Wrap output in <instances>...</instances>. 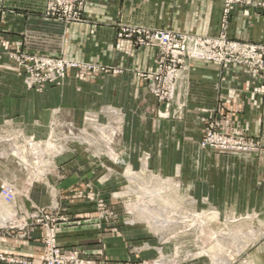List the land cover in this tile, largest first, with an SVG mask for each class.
Returning a JSON list of instances; mask_svg holds the SVG:
<instances>
[{"label": "crops", "instance_id": "crops-1", "mask_svg": "<svg viewBox=\"0 0 264 264\" xmlns=\"http://www.w3.org/2000/svg\"><path fill=\"white\" fill-rule=\"evenodd\" d=\"M249 1L233 9L226 31L237 40L261 42L264 0ZM223 3L87 0L83 21L67 23L44 16L47 0H4L0 12V122L11 118L27 133L43 138L53 108L66 109L75 122L81 123L88 109L117 107L125 111L126 163L138 166V156L147 151L154 170L172 175L179 168L196 197L208 196L214 205L239 212L263 209L264 74L244 65L192 60L180 73L170 117H162L159 112L165 107L139 75L156 70V49L135 46V37H118L124 25L216 35L223 28ZM20 52L63 57L110 70L88 72L80 79L78 70L70 69L63 85L48 84L39 92L26 87L18 62L11 57V53ZM203 117L218 121L219 130L225 134L259 140L260 151L252 157H237L203 148ZM87 155L85 149L76 147L57 159L56 169L50 174L49 186L54 187L70 217L57 229L58 244L80 248L99 260H133L135 246L147 237L144 231L124 225L110 228L99 221L95 202L86 197L91 190L108 200L109 192L123 178L116 173L110 181L100 180L105 168ZM116 170L121 172L122 167L116 166ZM48 189L36 183L28 197L20 195L15 204L24 210L49 205ZM2 204L0 251L41 258L44 249L40 231L22 236L24 231L11 228L10 219H2L1 212L10 207ZM149 253L144 251V255Z\"/></svg>", "mask_w": 264, "mask_h": 264}, {"label": "built area", "instance_id": "built-area-1", "mask_svg": "<svg viewBox=\"0 0 264 264\" xmlns=\"http://www.w3.org/2000/svg\"><path fill=\"white\" fill-rule=\"evenodd\" d=\"M87 0H47L46 18H53L67 23L83 21V8ZM250 3L249 0H224L222 31L216 35H199L185 32H178L171 29L143 28L131 25L121 26L118 33L120 38L135 37V46H150L157 51V68L152 72H140L139 75L147 82L149 91L165 107L161 112L162 117H170V106L174 102L175 88L180 73L187 68L192 60L200 59L217 64L244 65L258 70L264 74V40L261 42L241 41L229 37L226 28L229 19L236 6ZM4 8V0H0V12ZM11 57L18 62L20 73L27 88L36 91H43L48 84L61 85L66 79L70 69L78 70V77L83 79L88 72L109 71L106 67L84 64L71 61L63 57H51L26 54L24 52L11 53ZM113 71L117 69L111 68ZM107 109V110H103ZM103 110V111H102ZM99 114L86 112L83 116V127L73 119H65L63 116H55L51 121V127L58 129L61 123H68L67 128L61 132L50 133L48 139L55 141H83L86 152L94 157L106 156V147L111 140L109 134H116L119 131L118 124H122L123 116L120 108L107 106L102 108ZM59 113V110L56 114ZM103 115L104 117L101 118ZM205 123L203 136L200 144L204 148H210L218 153L240 154L247 152L255 155L261 149V143L257 139L247 138L239 135H228L219 130V122L203 117ZM117 125V126H114ZM6 140L18 141L19 145L25 141V149L15 147L11 154L24 162L23 167L31 170L32 164L27 158L33 156L36 159V171L41 170L40 162L48 157L59 155L63 146L59 150L50 154L44 153L42 141L34 136L26 135L22 132L13 134ZM21 141V142H20ZM52 144V143H51ZM22 145V144H21ZM98 145L101 148H95ZM47 149L53 150L55 145L47 143ZM99 149V150H98ZM106 154V155H105ZM112 155L118 153L111 151ZM22 156L26 160H22ZM108 156V155H107ZM19 165L22 166L20 162ZM35 181L34 176L31 183ZM30 183V184H31ZM55 192V190L53 191ZM4 202L14 206V217L19 219L17 227L24 231L22 236H30L36 231H40V239L43 244L44 253L41 258H26L4 253L0 251V263L6 264H154L147 260L133 259L128 261H115L108 259H95L87 255L80 248H63L57 241V229L61 222L68 221L70 217L65 213L66 209L53 193L52 202L49 205H33L29 210L18 207L16 203L17 191L9 184L1 185V192ZM88 200L95 202L97 218L100 222L107 224L110 228L118 226V215L111 208L109 201L96 195L93 191L86 193ZM156 218V217H155ZM157 219H155L156 222ZM125 224H134L135 220H124ZM12 228V227H11ZM135 248L134 251H137Z\"/></svg>", "mask_w": 264, "mask_h": 264}, {"label": "rangeland", "instance_id": "rangeland-1", "mask_svg": "<svg viewBox=\"0 0 264 264\" xmlns=\"http://www.w3.org/2000/svg\"><path fill=\"white\" fill-rule=\"evenodd\" d=\"M58 110L59 113L56 114ZM101 110L102 108L88 109L83 116L86 112L99 114ZM121 111L123 122L118 124L119 131L116 134L108 133L110 136L108 140H111L108 149L107 147L105 149L108 156L87 155V158L102 163L105 168L100 180L110 181L116 173L123 178V182L109 192L107 201L118 215V225L139 227L147 236L141 238L135 246L138 249L135 251L134 259L147 260L154 264H264V208L239 212L232 207L220 208L214 205L208 196L196 197L192 187L183 180L179 168L172 175L154 170L150 165L151 156L147 151H142L138 156V166L126 163L123 147L126 118L125 111L123 109ZM159 113L161 115V112ZM51 115L48 133L43 138L27 133L11 118L0 122V192L1 185L6 183L16 189L17 198L20 195L28 197L29 189L39 183L48 186L50 203L53 193L59 200L56 191L53 192L54 187L49 186L50 174L56 169L57 159L72 152L76 147L85 149L87 146L83 141L48 139L54 130V127L53 130L51 127L53 117L58 115L65 119H73L63 108H53ZM75 123L78 124L77 127L84 126L82 122ZM66 125L68 123H61L58 129L55 127L54 132L63 134L61 132L68 128L64 127ZM17 132L34 136L39 142L41 140L44 153L50 154L59 150V146H63V150L56 157L49 158L45 155L40 162V171H36V159L29 156L27 159L34 166L27 170L23 167L24 162L11 154L15 147L24 150L25 141H20L22 145H19L18 141L14 143L6 140ZM47 143L55 145V148L47 149ZM96 146L95 148H101ZM112 150L118 154L112 155ZM226 155L253 156L247 152ZM22 160L26 158L22 156ZM116 166L122 167L121 172H117ZM33 176L35 181L31 183ZM13 179H17L19 183H15ZM2 203L5 202L0 195V209L4 206ZM6 208L5 212H1L2 219H10L12 228H17L14 226L20 222L14 217V206ZM131 219L135 220L134 224L124 223V220ZM145 250H150V255H144Z\"/></svg>", "mask_w": 264, "mask_h": 264}, {"label": "bare ground", "instance_id": "bare-ground-1", "mask_svg": "<svg viewBox=\"0 0 264 264\" xmlns=\"http://www.w3.org/2000/svg\"><path fill=\"white\" fill-rule=\"evenodd\" d=\"M154 203V202H153ZM157 203V202H156ZM155 206V205H154Z\"/></svg>", "mask_w": 264, "mask_h": 264}]
</instances>
